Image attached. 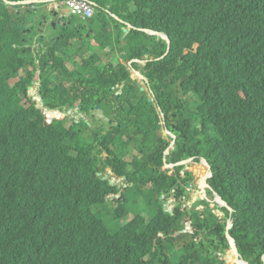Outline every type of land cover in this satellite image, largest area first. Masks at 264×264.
Wrapping results in <instances>:
<instances>
[{"label":"trees","instance_id":"16d2710c","mask_svg":"<svg viewBox=\"0 0 264 264\" xmlns=\"http://www.w3.org/2000/svg\"><path fill=\"white\" fill-rule=\"evenodd\" d=\"M87 1L98 5L91 22L58 12L66 25L48 27L58 36L50 40L37 31L42 18L26 20L0 0V264H224L215 252L228 248L226 223L207 202L186 217L182 199L194 178L182 175L185 166L163 170L172 138H164L157 105L128 66L103 65L100 51L112 44L127 52L126 63L148 61L133 67L177 136L167 163L208 160L209 183L232 209L239 255L263 264L264 0ZM110 14L133 29L123 37L125 24ZM75 21L87 23L98 46L85 44L86 28L78 32ZM139 29L168 35L166 59L157 60L168 42ZM37 45L48 48L40 69ZM86 49L90 55L64 74L65 62ZM39 71L44 109L79 108L88 121L47 123L30 94ZM67 79L69 90L58 89ZM100 112L111 122L96 119ZM108 169L125 178L121 187L109 183ZM140 197L150 218L137 207ZM171 197L177 205L169 212ZM130 212L133 219L123 221Z\"/></svg>","mask_w":264,"mask_h":264},{"label":"water","instance_id":"95a60500","mask_svg":"<svg viewBox=\"0 0 264 264\" xmlns=\"http://www.w3.org/2000/svg\"><path fill=\"white\" fill-rule=\"evenodd\" d=\"M2 1L5 4L10 5V6H14V7H16V6H26V5H29V4H32V3L37 4V5L39 4V5L44 6L43 7V14L45 12L44 10H47V12H45V14L47 15L51 10H53L50 7L49 4H54L58 0H41V1H34V0H23V1L2 0ZM92 4L94 5V7H98V5L95 2H92ZM59 7L60 6H57L56 9L58 10ZM34 11L38 12L39 8L36 7L34 9ZM110 16H112L114 19L118 20L119 22L125 24L126 28L123 29V33H127L130 29H133L131 24L120 20L114 14H110ZM42 20L44 22L46 20V17L43 16ZM43 22L41 24H43ZM139 30L143 31L144 33H146V34H148L150 36L154 35V36L162 37L164 40H166L168 42V53L163 58L157 59V60L161 61V60L166 59L167 56L169 55V53L171 52V48H172V42H171V39L168 37V35L163 34V33H158V32L152 31V30H148V29H139ZM47 51H48V49L44 48V52L39 54V60H38L39 63H38V67H37L38 69H40L41 60L43 59L44 54H46ZM145 57H148V55H146ZM140 62H145V61L131 60V61L128 62V66L131 69L132 74L136 78L135 80H133V82L137 85V87L140 89L141 92H145L144 85L146 86V88H148V82L142 75H140L139 71H136L133 68V63H140ZM132 74H131V78H132ZM40 77H41V71L38 72L37 78L33 82L34 87L30 89V94L32 93L33 90L34 91L38 90V88L36 86L40 87V84H41ZM148 92L153 95L152 91L148 90ZM33 100L35 102H37V108H38V110L40 112H43V114L45 115V119H46L48 124H51L52 121H55V120L59 121V120H61L64 117H69L68 113H66L64 111L60 112L58 110H51L50 111V110L44 109L42 98L38 99L36 97H33ZM148 102L152 103L153 101L148 99ZM70 119H72L74 124H77L76 120H75L76 117H72ZM164 121H165V116H164ZM172 137H173V140L171 141L170 145L167 147L166 151L164 152V162H165V165H166V169H172L173 170L176 167H184L185 166V170L183 171L182 175L185 178L189 177V175H191L194 178V181L188 186L187 190L188 191H193L194 192V197H195L196 194L197 195L202 194L204 196L205 200L209 201L210 203H212L213 200L209 199L208 192H213V197H216L218 199V201H220L221 207L223 209L227 210L230 213V217H231V214H232L231 207L228 206L227 202L223 200L222 196L218 192L214 191L212 185L209 183V180L214 177V171H213L212 165L208 162V160L205 157H202L201 159L196 160V158L194 156H191V157H188V158L180 159V160H178L177 163H171V164L167 163V156L171 152V150H173L175 148V143H176V136L172 135ZM191 164H194L196 166H199V165L205 166L206 169H207L206 170L207 171L206 175L204 177H201V175L196 170H191ZM103 179L105 180L106 177H103ZM116 180H118V179H116ZM116 180L115 181L109 180V183L112 186H115V185H117V181ZM121 180L124 181L125 178H122ZM114 198H115V196H112V199H114ZM201 199H202V197H198V201H200ZM106 200L109 201L110 197H107ZM182 201H184V199H182ZM173 203H174L173 207H175L176 204H177V200H175ZM170 212H172V210ZM232 226H233V224H232V222H231V220L229 218L227 220V222H226L225 237L229 241V245H230V251L228 252V254L232 258V263L231 264H246L244 262L239 261V259H238L239 254H238V251H237V246H236L235 240L231 237L230 232H229L231 230ZM189 227L190 226L187 227V230L182 231V232L189 231L190 230ZM225 261L227 262L226 258H225ZM263 263H264V258H263Z\"/></svg>","mask_w":264,"mask_h":264},{"label":"rangeland","instance_id":"374dc122","mask_svg":"<svg viewBox=\"0 0 264 264\" xmlns=\"http://www.w3.org/2000/svg\"><path fill=\"white\" fill-rule=\"evenodd\" d=\"M34 1H41V0H34ZM28 7H38V8H42L43 9V7L44 6H42V5H37V4H33V5H30V6H28ZM16 9H17V11H20L21 12V14H22V16L26 19V20H31V21H33L32 20V18L34 19L35 18V20L36 21H39V20H41V18H42V12L39 10L36 14H34V15H29V16H25V15H27V12H26V9L24 8V6H20V7H14V6H9V10H14V11H16ZM28 10H31V11H34V8H29ZM16 11V12H17ZM45 12H47V10H44ZM47 16V18L48 19H51V16H50V14H47L46 15ZM112 17V16H111ZM118 21V20H117ZM34 22V21H33ZM119 22V21H118ZM110 23H112L111 21H110ZM121 23V22H120ZM90 30V29H89ZM110 31H113V30H110L109 29V35H110ZM128 33V32H127ZM127 33H123V37L127 34ZM89 34H90V38L91 39H93L92 40V44L93 45H95V46H98V43H97V41L95 40V38H94V36H95V34H94V32L93 33H91V32H89ZM122 37V38H123ZM45 38L46 39H49L48 38V33H45ZM114 51V54L112 55V53L111 52H109V51ZM41 48H37V54H41L42 52H43V50L41 51ZM99 51V50H98ZM90 53H91V51H89V50H86L85 51V53H82L80 56H74L73 58H75L76 59V61H75V59H72V60H69L68 62H65V64L62 66V69H63V72H64V74H66V72H73V71H75L77 68H78V63L77 62H79L80 60H81V58H82V56H86V57H88L89 55H90ZM100 55L102 56V59H103V65L104 64H106V63H108V62H112V64L113 65H118L119 63H123L126 67H127V63H126V56H127V52L126 51H123L122 53H119L118 52V49H117V47H116V45L115 44H112L109 48H107L105 51H100ZM145 65V63H141V65ZM136 78L133 76L132 78H131V80L133 81V80H135ZM73 80L72 79H67V81H64V80H58V83H57V85H58V89L59 88H61V87H65V88H67V90H69V88H70V86H72L73 85ZM37 88H38V90H33L32 91V93H31V95L33 96V97H36V98H38V99H41V93H40V87L39 86H36ZM121 88H119V90H120ZM147 90V89H146ZM144 93H146V91L144 92ZM147 95H148V93H147ZM149 96V95H148ZM70 111H73V112H70ZM69 111V114H68V116L70 117V118H72V117H74L75 116V113H77V112H79V110H70ZM76 111V112H75ZM69 117H66V118H69ZM77 118L75 119L76 120V123H79V121L82 119V118H84L86 121H88V119H87V117H86V115H80V116H76ZM69 118V119H70ZM95 118L96 119H99V118H102V112H100V113H98L96 116H95ZM70 120H72V119H70ZM102 120L103 121H107L108 119L107 118H102ZM162 122H163V120H162ZM69 124V123H68ZM68 124H66V125H68ZM158 129H156V131H157ZM164 134H165V137H166V134L167 133H165V131H164ZM104 154V156H106L105 155V153H103ZM197 163V162H196ZM196 165H194V164H191V170H193L194 168H192V167H195ZM200 167H202L203 165H199ZM203 167H205V166H203ZM205 169H206V167H205ZM207 170V169H206ZM199 173V172H198ZM169 174H171L172 175V171L169 173ZM201 174V173H200ZM105 176L106 177H108L110 180H112V181H115L116 179L114 178V173H111L110 172V170L108 169V170H106V173H105ZM115 179V180H114ZM117 181V184H119V186L121 187L122 185H123V182H122V180L121 179H118V180H116ZM211 181V180H210ZM149 186H150V184L148 185V188H149ZM126 187V185H124L122 188H121V190H120V193L117 195V197H120L121 196V194L123 193V191H124V188ZM162 199H164V197L162 196ZM192 194H189V192L187 193V196H186V198H184V202H185V205H184V207H183V210H185V212L187 213V215H186V217L187 216H190V217H192L193 216V214H191V211H190V209H191V207H195V204L196 203H193V202H191L192 200ZM176 199L174 198V197H171L169 200H168V202H167V204L165 205V208H166V211H171V210H173V206H174V201H175ZM136 203H137V207L139 208V210H140V212H142V213H145L146 214V216L148 217V218H150L149 217V214L147 213V211L149 210V206L144 202V200H143V198L142 197H140V198H138L137 199V201H136ZM112 205H114V207H115V204H112ZM198 209H203V207H199ZM220 210H221V213H223V215H226V213H225V209H223V208H220ZM144 214V215H145ZM135 216V212H130L129 213V216L126 218V219H124L123 221H125V220H132L133 218H130V217H134ZM227 220L228 219H226L225 220V223L227 222ZM192 224V222H191V220L189 219V221H188V223L186 224V225H191ZM225 229H226V225H225ZM186 230H187V228H186ZM229 257V256H228ZM230 262H232V260L230 261Z\"/></svg>","mask_w":264,"mask_h":264},{"label":"clouds","instance_id":"9594fccd","mask_svg":"<svg viewBox=\"0 0 264 264\" xmlns=\"http://www.w3.org/2000/svg\"><path fill=\"white\" fill-rule=\"evenodd\" d=\"M9 1H11V0H9ZM17 1H23V0H17ZM59 1L60 0H58L56 3H54V4H49L50 5V7L54 10V11H56V12H59V9L57 10L56 9V7L57 6H60L59 5ZM92 3V2H91ZM34 3H32V4H29V5H26V6H24V8L25 9H29V8H36V7H28V6H30V5H33ZM55 4H57V6H55ZM93 5V4H92ZM10 6V5H9ZM62 6H64V5H62ZM93 7H94V5H93ZM60 8V7H59ZM95 8V7H94ZM39 10H42L43 11V9L40 7L39 8ZM65 11L67 12V14L69 13L68 12V10H67V8H65ZM95 13H96V10H95ZM95 17V16H94ZM93 17V18H94ZM92 18V19H93ZM91 19V20H92ZM87 23H89V22H91V21H86ZM83 23H85V22H83ZM86 23V24H87ZM91 39V38H90ZM91 40H93V39H91ZM37 48H40V46H38L37 45ZM44 48H47V47H43V49ZM48 49V48H47ZM86 50H88V49H86ZM149 57V56H148ZM148 57H145V59H147ZM152 59H150L149 61H151ZM140 61H145V62H140V63H137V64H139L140 66H144V64L143 65H141V63H147L148 61L147 60H140ZM129 62V61H128ZM78 63V62H77ZM127 66H128V63H127ZM128 68H129V66H128ZM134 68V67H133ZM130 69V68H129ZM135 69V68H134ZM136 71H139V70H137L136 69ZM140 72V71H139ZM131 74H132V71H131V69H130V78H131ZM141 75V74H140ZM134 75L132 74V77H133ZM41 80V79H40ZM122 87H123V85H119L118 86V89L119 88H121L122 89ZM120 89V90H121ZM144 89H145V91H146V95H147V93H148V95H147V98L149 99V100H152L153 102L151 103V104H155V106L157 105V110H158V112H160V122H158V124H160L161 125V128H162V132H163V134H164V131H165V133H167L166 134V137H165V134H164V138L165 139H168L169 137L170 138H172V140H173V137H172V135H175L174 134V132H172L168 127H167V122H166V115H165V112H164V110H163V108L160 106V104H158V103H156V97H155V95H154V93H153V95L152 94H150L149 92H148V90L149 91H152V90H150L149 89V87L148 88H146V86L144 85ZM147 89V90H146ZM153 92V91H152ZM142 93H144V92H142ZM96 110H99V108H96ZM51 111V110H50ZM68 114H69V111L67 112ZM140 115H144L145 113L144 112H141V113H139ZM164 116H165V121H164ZM70 118V117H69ZM77 118V117H76ZM102 118H104V117H102ZM106 118V117H105ZM162 120H163V122H162ZM108 122H111V120H107ZM115 125V124H114ZM176 136V135H175ZM171 140V141H172ZM176 140H177V136H176ZM176 144V143H175ZM166 151V150H165ZM172 151V150H171ZM103 153H105V152H103ZM102 153V154H103ZM171 153V152H170ZM169 153V154H170ZM168 154V155H169ZM104 155V154H103ZM105 155H107L106 153H105ZM182 159H184V158H182ZM110 170V172L111 173H113V170H111V169H109ZM163 170H168V169H166V165L164 166V168H163ZM200 174V173H199ZM201 175V174H200ZM202 177V176H201ZM115 179H118V178H115ZM211 180V179H210ZM209 180V181H210ZM189 192V194H192V201L191 202H193V203H199V202H207L209 205H210V210L212 209L213 210V212H214V214L219 218V220H220V222L221 223H225V220L226 219H229L230 218V220H231V222H232V224H233V220H232V214H231V217H230V213H229V215H228V218H227V216L226 215H223V213H221V210H220V208H222L221 207V203H220V201H218V199L216 198V197H213V195L212 196H210L209 194H208V197H209V199H212L213 200V202L212 203H210L209 201H206L205 200V198H204V196L202 195V194H200V195H195L196 197H194V192L193 191H188ZM187 196V195H186ZM198 197H202V199L200 200V201H198ZM186 198V197H185ZM177 205V204H176ZM199 207H203V209H198ZM198 208H196V207H191V208H196V210H202V211H205L206 210V207H204L203 205H201V206H199ZM174 209V208H173ZM227 211V210H226ZM189 226V225H188ZM187 226V227H188ZM192 226V224L190 225V227ZM186 227V228H187ZM189 227V228H190ZM233 227V226H232ZM231 230H232V228H231ZM231 230L229 231L230 232V235H231V237L234 239V237L232 236V234H231ZM224 234H225V230H224ZM226 238V237H225ZM227 240V239H226ZM235 240V239H234ZM227 243H228V248H227V252H226V257H222V258H219V261H222V262H224V264H231L232 262H230V261H228V258H231L230 257V255L228 254V252L230 251V245H229V241L227 240ZM236 243V242H235ZM236 246H237V244H236ZM237 251H238V248H237ZM238 254H239V252H238ZM229 256V257H228ZM240 256V255H239ZM225 258L227 259V262L225 261ZM262 258H264V255L262 256ZM238 259H239V261H241V262H244V263H246V264H249L248 262H246V261H244V260H242L243 259V257H242V259H240L239 257H238ZM231 260H232V258H231ZM263 260V259H262ZM261 260V261H262ZM263 263V262H262ZM264 264V263H263Z\"/></svg>","mask_w":264,"mask_h":264},{"label":"flooded vegetation","instance_id":"af4514ba","mask_svg":"<svg viewBox=\"0 0 264 264\" xmlns=\"http://www.w3.org/2000/svg\"><path fill=\"white\" fill-rule=\"evenodd\" d=\"M51 12H54V13H51ZM56 13H58V12H56V11H54V10H51L48 14H52V18L50 19V20H45L44 21V23L43 24H39L38 25V29H37V31L39 32V33H44V38H45V33H48V38L50 39V40H53L54 38H56V37H58L57 35H55V34H53L52 32H51V30H48V27H51L53 30H55L56 29V25L59 23V25L61 26V25H66V23L65 22H60L59 21V17H56V15H58V14H56ZM59 13L60 14H62L63 16L64 15H67V12L65 11V8L62 6V4L60 5V8H59ZM61 16V15H60ZM56 21V22H55ZM66 22H69V23H72V20H67ZM62 27V26H61ZM74 27H75V29L76 28H78V32L79 31H83L85 28H86V31L84 32V34H82V38H84L85 39V44H90V45H93L92 44V40L90 39V34H89V32H90V30H89V26L87 25V24H85V23H81V21H75V25H74ZM62 29H64L63 27H62ZM95 46V45H94ZM136 70V69H135ZM79 110V109H78ZM77 111V110H76ZM75 111V112H76ZM80 111V110H79ZM70 112H73V111H70ZM93 112H95V110L93 111ZM82 116V114H80V112H77V113H75V116L74 117H76V116ZM191 184V183H190ZM211 212L212 213H214L213 212V210L211 209ZM224 252V254L223 255H221L220 254V251L219 252H215V255L217 256V257H219V258H222V257H226V250H224L223 251ZM243 254V253H242ZM239 258L240 259H242V255H240L239 256ZM263 259V258H262ZM242 260H244V259H242ZM245 261V260H244ZM262 262H263V260H262Z\"/></svg>","mask_w":264,"mask_h":264},{"label":"built area","instance_id":"2783aa9c","mask_svg":"<svg viewBox=\"0 0 264 264\" xmlns=\"http://www.w3.org/2000/svg\"><path fill=\"white\" fill-rule=\"evenodd\" d=\"M61 4L67 8L70 14L79 15L84 21H91L96 14L92 3L87 0H60L59 5Z\"/></svg>","mask_w":264,"mask_h":264},{"label":"bare ground","instance_id":"6f19581e","mask_svg":"<svg viewBox=\"0 0 264 264\" xmlns=\"http://www.w3.org/2000/svg\"><path fill=\"white\" fill-rule=\"evenodd\" d=\"M194 168L193 170H196L197 172L201 173V176L204 177L206 175V169L205 167H199V168H196V167H192ZM196 197V196H195ZM228 261H231V258H228Z\"/></svg>","mask_w":264,"mask_h":264}]
</instances>
